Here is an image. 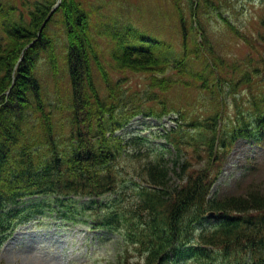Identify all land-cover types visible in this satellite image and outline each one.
I'll list each match as a JSON object with an SVG mask.
<instances>
[{
	"label": "trees",
	"instance_id": "1",
	"mask_svg": "<svg viewBox=\"0 0 264 264\" xmlns=\"http://www.w3.org/2000/svg\"><path fill=\"white\" fill-rule=\"evenodd\" d=\"M59 1L0 0V248L18 226L52 219L117 235L109 264H264V184L212 191L238 140L264 144V0L252 38L226 22L250 48L245 62L217 53L199 23L200 3L210 1L190 0L194 25L179 18L180 54L130 33L118 38L110 69L84 0ZM58 14L70 79L61 108L44 99L34 74L40 53L53 60L47 30ZM128 72L146 76L141 90L125 86ZM179 86L197 93L194 104H174ZM167 115L168 129L130 141L119 134L136 116Z\"/></svg>",
	"mask_w": 264,
	"mask_h": 264
},
{
	"label": "rangeland",
	"instance_id": "2",
	"mask_svg": "<svg viewBox=\"0 0 264 264\" xmlns=\"http://www.w3.org/2000/svg\"><path fill=\"white\" fill-rule=\"evenodd\" d=\"M209 1L207 7L200 3L199 10V23L206 38L229 63L245 62L250 48L228 29L229 24L226 22L252 38L256 35L263 14L262 0ZM84 3L90 11L89 30L96 51L105 58L107 69H110V55L119 48L118 38L121 36L126 37L130 33L134 36L149 35L163 43V53L174 56L181 52L179 18L183 17L188 30L190 25H194L190 18V0H84ZM60 18L59 14L56 15L47 30L54 40L53 60L50 59L51 54L40 53L34 67L44 99L57 108L65 107L70 93L66 38ZM253 66L262 70L263 64L254 62ZM95 76L97 85L104 89L100 77L97 74ZM119 76L113 73L112 79ZM124 77L127 78L125 86H130L131 90H141L146 81L143 74L128 72ZM196 95L195 91L179 86L172 92L171 99L179 108L188 105V102L194 104ZM242 96L244 93L236 94L238 98ZM192 107L198 113L201 106ZM233 112L234 109H230L229 114ZM57 118L55 121L64 123V126L58 127L61 135H64L69 131L66 117L58 114ZM171 118V115H167L156 121L136 116L119 134L128 140L133 135L145 137L156 129L160 132L170 128L173 125ZM158 143H161L160 138L153 139L149 145ZM193 156L199 159L197 155ZM252 181L254 184H264V144L238 140L225 157L222 173L212 191L217 197L236 194L243 192ZM118 239L116 235L93 231L85 226L62 225L60 220H31L18 226L12 236L4 241L0 248V260L1 264H109L120 248Z\"/></svg>",
	"mask_w": 264,
	"mask_h": 264
}]
</instances>
